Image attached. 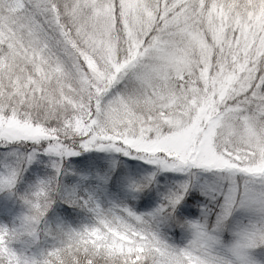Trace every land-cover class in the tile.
<instances>
[{
    "label": "rangeland",
    "instance_id": "rangeland-1",
    "mask_svg": "<svg viewBox=\"0 0 264 264\" xmlns=\"http://www.w3.org/2000/svg\"><path fill=\"white\" fill-rule=\"evenodd\" d=\"M66 2L0 0V69L8 56L50 58L62 99L80 111L71 145L100 158L83 165L0 103L6 262L35 264L64 236L116 244L128 262L264 264V10L230 18L202 0ZM135 187L152 195L132 201ZM12 190L26 199L13 204ZM40 198L58 209L54 231Z\"/></svg>",
    "mask_w": 264,
    "mask_h": 264
},
{
    "label": "trees",
    "instance_id": "trees-1",
    "mask_svg": "<svg viewBox=\"0 0 264 264\" xmlns=\"http://www.w3.org/2000/svg\"><path fill=\"white\" fill-rule=\"evenodd\" d=\"M67 3V0H60ZM210 1L224 2L230 7L232 13L245 16L256 9H264V0H203L206 5ZM59 9H62L60 7ZM116 20L118 21V10L115 7ZM8 56L4 68L0 69V103L10 104L17 113H22L37 123L44 130L47 138L60 144L71 145L74 141V132L70 131L71 118L77 113V105L65 102L61 92H65L64 86L55 81L54 74L50 71L49 63L38 59L23 60L21 57ZM66 87V86H65ZM67 91V90H66ZM264 92V81L262 83ZM36 124V125H37ZM22 144V143H20ZM25 146V144H23ZM18 147V146H16ZM93 152L91 151L90 156ZM123 169V167L121 168ZM115 179L116 174H113ZM113 183V179L110 184ZM12 193L11 202L16 203V195ZM152 192L147 189L131 191L129 198L143 200L151 196ZM40 203L46 209L47 214L57 218L54 204L40 198ZM49 203V205H47ZM150 258L134 262L124 261L122 253L114 247L109 249L105 243L68 241L66 243L44 249V252L36 259V264H148ZM0 264H7L0 255Z\"/></svg>",
    "mask_w": 264,
    "mask_h": 264
}]
</instances>
